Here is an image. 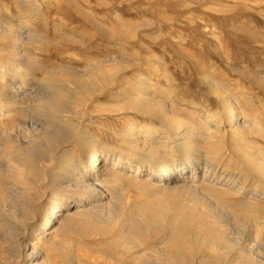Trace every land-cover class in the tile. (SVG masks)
Masks as SVG:
<instances>
[{
    "label": "bare ground",
    "instance_id": "6f19581e",
    "mask_svg": "<svg viewBox=\"0 0 264 264\" xmlns=\"http://www.w3.org/2000/svg\"><path fill=\"white\" fill-rule=\"evenodd\" d=\"M32 29L0 23V41L11 48L0 61V135L12 148L0 152V264H56L58 252L69 259L68 236L75 238L70 264H107L106 258L111 264H264V219L251 221L264 211V151L259 146L262 158L247 153L256 145L249 137L264 140V117H251L228 99L222 115L197 119L185 108L187 117H179L182 108L171 101L176 91L140 79L116 93L121 70L108 73L100 63L94 71L46 73L36 84L30 79L37 61L22 54L38 41ZM71 95L95 97L97 115L123 121L108 130L118 145L83 134L55 170L20 162L26 153L48 157L75 136L77 127L58 118ZM35 109L44 120L33 116ZM42 139L44 149L35 150L31 145ZM225 142L247 171L231 170L227 153L220 162ZM123 188L161 200L129 209Z\"/></svg>",
    "mask_w": 264,
    "mask_h": 264
},
{
    "label": "rangeland",
    "instance_id": "374dc122",
    "mask_svg": "<svg viewBox=\"0 0 264 264\" xmlns=\"http://www.w3.org/2000/svg\"><path fill=\"white\" fill-rule=\"evenodd\" d=\"M0 23L13 30L33 28L37 32L38 41L26 44L22 53L25 59L29 56L37 61L32 70L36 79H30L36 84L42 85L39 79L46 73L94 71V65L100 63L108 73L121 70L112 87L114 92H120L129 81L136 83L140 79L160 85L165 91H176L171 101L177 109L182 108L178 110L179 117H187L185 108L197 119H207L209 113L222 115L225 99L245 109L251 117H264V0H0ZM7 43L0 41V47H5L0 49V61L11 55ZM163 72L171 75L167 80L172 82L160 74ZM8 82L7 86H11ZM68 85L72 87L71 83ZM104 92V97L110 95L108 89ZM1 98L2 95L0 101ZM68 101L70 104L58 118L64 126L73 123L77 127L75 136L48 157L32 159L26 153L20 162L55 170L58 158L75 150L76 141L83 134L102 137V143L109 147L118 145L108 130L122 128V120L114 122L97 115L95 97L77 101V96L71 95ZM39 110L32 114L44 120ZM134 118L146 122L141 116ZM249 140L257 146L247 153L262 158L264 152L257 151L261 147L264 151V140ZM3 141L0 135V152H12L11 144ZM44 141L37 140L31 146L43 150ZM226 142L220 162H224L227 153L232 158L228 166L231 170L247 171ZM139 178L147 181L143 173ZM122 197L129 209L161 200L141 191H125ZM262 212L253 213L251 221L264 219ZM262 233L264 238V230ZM64 240V251L72 256L75 238L68 236ZM158 243L155 239L149 245L154 248ZM71 256L66 259L58 252L54 259L56 264H70ZM97 261L102 263L99 258ZM104 261L111 264L108 258ZM94 262L91 260V264Z\"/></svg>",
    "mask_w": 264,
    "mask_h": 264
}]
</instances>
